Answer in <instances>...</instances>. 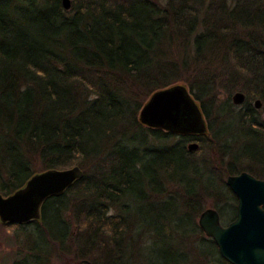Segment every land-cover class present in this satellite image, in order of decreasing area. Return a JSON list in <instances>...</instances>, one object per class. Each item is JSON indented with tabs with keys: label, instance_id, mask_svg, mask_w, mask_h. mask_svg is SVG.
<instances>
[{
	"label": "trees",
	"instance_id": "1",
	"mask_svg": "<svg viewBox=\"0 0 264 264\" xmlns=\"http://www.w3.org/2000/svg\"><path fill=\"white\" fill-rule=\"evenodd\" d=\"M70 1L0 0V194L84 172L39 220L1 223L13 264H229L198 219L208 207L236 218L229 176L264 179V0ZM180 84L207 134L140 123L155 92ZM222 91L243 92V107ZM231 119L250 143L236 157L221 139Z\"/></svg>",
	"mask_w": 264,
	"mask_h": 264
},
{
	"label": "water",
	"instance_id": "2",
	"mask_svg": "<svg viewBox=\"0 0 264 264\" xmlns=\"http://www.w3.org/2000/svg\"><path fill=\"white\" fill-rule=\"evenodd\" d=\"M63 5L70 9V0H63ZM245 100L242 92L232 97L235 105H242ZM255 106L261 109L262 102L256 101ZM139 121L147 128L182 136L208 132L201 106L182 84L155 92L142 107ZM198 149L197 142L189 143L190 152ZM83 176L84 172L78 166L34 175L13 195L4 197L0 194V222L15 225L39 220L45 201L63 196ZM226 184L238 200L236 218L224 226L219 212L208 208L199 216L198 225L215 242L220 256L227 263L264 264V180L242 172L229 176Z\"/></svg>",
	"mask_w": 264,
	"mask_h": 264
},
{
	"label": "rangeland",
	"instance_id": "3",
	"mask_svg": "<svg viewBox=\"0 0 264 264\" xmlns=\"http://www.w3.org/2000/svg\"><path fill=\"white\" fill-rule=\"evenodd\" d=\"M238 92H241V91H236V92H233L232 94H228L229 92L222 91V94L219 98V101L224 102L227 98H230L231 102H232L233 95L238 93ZM244 103L242 105H235L232 102V104L237 108V110L241 109L243 107ZM258 110H261V109H258ZM262 119H264V111L262 114ZM227 120L228 119H226V121ZM223 129L225 130L226 133H224V134H226V135L223 136L221 139L223 141H225V140H227L228 136L233 138V145L231 143H230L231 145L230 144L229 145H230V148H234L237 150V151L235 150L236 151L235 157H236L237 153L243 152V150L250 144L246 141V138H244L242 136V132H239L240 126L238 125V123L235 119H231L228 122H226ZM171 142H172V140H170L168 143H171ZM222 143H224V142H220L219 144L221 145ZM213 154H214V156H217L216 152H213ZM255 154L256 153L254 152V155ZM256 156H258V155H256ZM221 158H223L222 160L225 162V164H227L231 160L230 155L229 156H227V155L222 156ZM33 162L35 163L36 167L40 166V163L38 162V160H35ZM208 208H211V207H208ZM229 223L230 222H225L223 224V222H222V224L224 226H227ZM13 231H14V228L6 227V226L2 225L0 222V264H13V262H14L16 245H15V243L13 241V237H12ZM55 264H57V262Z\"/></svg>",
	"mask_w": 264,
	"mask_h": 264
},
{
	"label": "flooded vegetation",
	"instance_id": "4",
	"mask_svg": "<svg viewBox=\"0 0 264 264\" xmlns=\"http://www.w3.org/2000/svg\"><path fill=\"white\" fill-rule=\"evenodd\" d=\"M257 178V177H256ZM257 179H261V178H257ZM261 180H264V179H261Z\"/></svg>",
	"mask_w": 264,
	"mask_h": 264
}]
</instances>
